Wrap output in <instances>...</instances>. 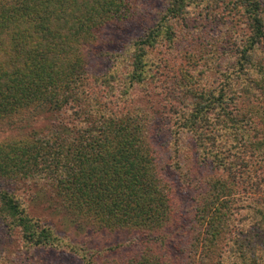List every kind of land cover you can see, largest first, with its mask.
<instances>
[{"label": "trees", "instance_id": "16d2710c", "mask_svg": "<svg viewBox=\"0 0 264 264\" xmlns=\"http://www.w3.org/2000/svg\"><path fill=\"white\" fill-rule=\"evenodd\" d=\"M142 3L0 0V129L21 132L0 142V219L61 264H264V0H167L147 26ZM36 201L122 241L73 243Z\"/></svg>", "mask_w": 264, "mask_h": 264}, {"label": "rangeland", "instance_id": "374dc122", "mask_svg": "<svg viewBox=\"0 0 264 264\" xmlns=\"http://www.w3.org/2000/svg\"><path fill=\"white\" fill-rule=\"evenodd\" d=\"M166 4H167V0H143V3L141 6H143L144 8L143 10L144 24L147 26L150 24L151 21L155 20L157 18V15L159 14V11L163 10ZM199 10L200 9L190 10V11H193L194 15H192V19L189 20V22L192 28L198 27V29H200L199 31L201 35L203 34V32L206 35H210V33L212 35L215 33V31H219L221 28H224L223 26H220V25L216 28L215 27L210 28L208 27L207 24L200 23L201 19L198 18ZM130 30H133V32L139 33L140 32L139 30H141V27L137 25L136 29L130 28ZM235 30L238 34L246 33L245 28L243 26L242 27L238 26L237 28H235ZM176 31H177V34H179V42L175 45V48L171 52L172 57H175L177 55V49L179 47L182 49L183 46L186 45L184 41L186 39L191 38L189 31L187 30H181L180 28H177ZM132 35L133 33L126 29L125 34L124 32H121V34L119 35L120 37L117 36L116 38L117 39L119 38L122 41L126 42L131 38ZM108 37L109 35L106 36L105 39H107ZM120 45L121 43H118L117 46H111L110 48H115V52L120 53L122 52ZM157 51L159 55L161 54L166 55L167 52L169 53V51L166 50V48L164 47H159ZM153 54H155V52H153ZM153 54L151 53V56ZM103 62L107 66L110 64V62L107 61V59H104ZM140 96L141 95H139L138 93V97ZM20 133H18V131L14 129H10L9 126H4L3 129H0V142H7V141L15 140L17 135H19ZM181 136H184V135H181ZM186 137H183L182 141L177 142L179 143L177 145L175 140H173V137L170 135V131H168V133L165 132L164 134H162L160 140L161 142H165L167 140L168 142L171 141L170 142L171 144L169 145L170 149L177 148L178 146V150L180 148V150L183 153L180 152V155L177 156V158H179L181 162L183 163H186V162L191 163V166H193L194 164L195 165L194 167L198 169V166L195 164V158H194L195 156L194 152L196 151L195 146L193 142L191 141V139L189 137H187L186 139ZM172 149H171V156L174 155L175 157L173 159L176 160V155L175 153L172 152ZM43 205L48 206L47 203ZM36 210L38 211L40 215L41 214L44 216L47 215L48 220H50L49 217L53 220L57 230L60 232L59 235L61 236L67 235L68 240L78 245L82 242H86L91 247L100 246V245L109 246L111 244H116L122 241L121 240L122 237H119L120 238L119 239L114 236H106L107 237L106 238V237H102L101 234H97V233L93 234V233L88 232L85 229H80L76 227L73 223H71L70 219L66 215L59 213L58 211L53 212L50 208L48 209L46 208V210H44L43 208H40L39 202H37ZM61 257L63 258L64 256H62L61 254H57V253L48 254L45 252H38V251L33 252V254L31 252V256H30V253L26 254L25 249L23 247V243L20 240L19 233L8 232V229L4 226V224L2 223L0 219V264H53V263L61 264L62 262ZM67 263L68 264H79V262H76V261H73L71 263L70 259L67 260Z\"/></svg>", "mask_w": 264, "mask_h": 264}]
</instances>
